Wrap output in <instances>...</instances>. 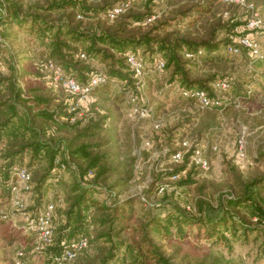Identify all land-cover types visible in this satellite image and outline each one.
<instances>
[{
    "label": "trees",
    "instance_id": "1",
    "mask_svg": "<svg viewBox=\"0 0 264 264\" xmlns=\"http://www.w3.org/2000/svg\"><path fill=\"white\" fill-rule=\"evenodd\" d=\"M197 1L192 11L200 15L208 12L210 3L212 6L216 0ZM128 2L131 6L124 13L114 18L108 16L117 5ZM136 2L46 0L25 11L17 0H1L0 27H6L9 20H16L40 39L45 45L47 59L61 67L64 77L88 84L93 75L104 74L106 83L93 90L115 85L132 105L140 102L145 83L143 78L135 76L128 62L131 52L142 59L144 70L145 57L151 61L153 71L169 70L168 89L177 90L182 102H195L193 96L184 95L186 90H204L209 96L216 97L215 83H226L234 92V79L219 76L196 79L190 74L188 65L196 60L195 57L204 55L214 60L221 54H249V49L238 42L245 36L235 31L239 23H227L228 34L224 40L218 41L216 31L219 27L213 24L211 37L191 39L170 30L172 21L154 13L152 0L145 2L146 11L134 9ZM186 14L187 11H183L178 18ZM260 47L259 56L248 55L250 62L256 63L263 58ZM230 48H237L238 52H231ZM92 60L102 63L105 72L94 70ZM159 60L164 61L163 69L157 67ZM20 74L24 75L16 70L14 76L0 77V142L3 144L0 194L11 197L15 171L19 168H26L31 173V190L28 192L33 193L34 203L25 207V215L41 213L39 198L43 199L49 188L57 187V183L64 193L62 205L54 206L51 243L35 253H31V249L18 251L17 258L24 264H59L63 252L81 237L88 239V246L65 264H175L163 253L152 234L169 239L175 234L185 235L196 226L210 240L228 246L232 239L248 240L255 234V240L263 239L264 253V175L246 182L238 193L225 198L215 216L200 213L196 217L181 207H174L165 215H153L151 208L145 216H139L133 197L119 200L114 194V188L126 187L133 178V171L128 170L126 176L118 177L110 185L109 180L117 173V167L106 147L108 141L101 135L105 121L96 118L83 124L66 101L50 97L38 87L33 91L21 88L17 82ZM249 92L234 94L249 98ZM132 97H137L136 101ZM179 164L182 165L171 167L165 173L171 178H179L192 166L181 181L183 184L192 182V168L198 166L191 162L190 154ZM64 173L70 174L69 181H63ZM106 191L109 197L101 198L100 194ZM198 205L201 210V202ZM6 218L11 220V215L5 212L2 219L7 221ZM21 225L24 226L18 227L19 238L34 241L36 232L26 231V223ZM15 238L10 236L8 240ZM2 261H8L5 255L0 256Z\"/></svg>",
    "mask_w": 264,
    "mask_h": 264
},
{
    "label": "rangeland",
    "instance_id": "2",
    "mask_svg": "<svg viewBox=\"0 0 264 264\" xmlns=\"http://www.w3.org/2000/svg\"><path fill=\"white\" fill-rule=\"evenodd\" d=\"M17 1L22 3L23 10L28 11L46 0ZM99 1L89 0L90 3ZM146 1L137 0L134 9L146 11ZM197 2L152 0L151 9L159 17L171 20L169 29L176 30L179 35L207 39L211 37L213 24L219 27L216 31L218 41L224 40L228 34L225 30L227 23L234 22L239 23L235 30L239 35H250L262 46L263 58L256 63L250 62L247 51V55L245 52L221 54L214 60L203 54L188 65L190 74L196 79L208 80L214 76L234 79V92L227 86L213 85L216 97L223 101L217 107L202 108L196 101L182 102L177 90L168 89L170 71H153L148 57H145L146 69L142 77L145 88L141 91L139 103L132 105L115 85L99 87L80 98L68 92L63 81L57 79L56 63L53 67L47 59L45 45L40 39L16 20H9L6 27H0V77L6 79L16 75V70L21 71L24 75L20 74L17 79L21 88L33 91L38 87L40 92L75 106V117L83 124L96 118L104 120L101 135L108 141L106 147L117 167V173L109 180L110 185L118 177L126 176L128 170L133 171V178L126 187L114 188V194L119 200L133 197L139 216H145L151 208L153 215H165L174 207L184 208L196 217L200 213L215 216L225 198L238 193L246 182L264 175V2L216 0L212 6L210 3L208 12L200 15L192 11ZM183 11L187 14L178 18ZM254 17L261 19L262 23L252 31L248 29V23ZM91 65L94 70L105 72L98 60H92ZM239 91L241 94L250 91L251 97L235 96ZM145 106L152 111L149 117L140 114L139 109ZM183 141L200 149L209 163L206 169L192 168V182L188 184L181 181L192 166L179 178H171L165 173L171 167L182 165L174 161L173 154L174 150L184 149ZM241 143L245 148L244 157L240 156ZM2 145L0 142V155ZM70 177L64 173L62 179L69 181ZM62 189L57 183V187L49 188L43 199L39 198L43 211L50 204L62 205ZM21 194L24 208L13 205L12 194L9 198L0 194V256L5 255L8 260L0 264H16L18 251H38L36 238L28 242L17 235L18 227L26 223L25 207L34 203L32 192L22 191ZM100 197L107 199L109 192L100 194ZM5 212L11 215V220L2 219ZM55 218L58 219L56 212ZM254 235L248 240L232 239L228 246L210 240L197 226L185 235L175 234L169 239L152 234L163 253L175 264H264L263 239L255 240ZM10 236L17 239L9 241Z\"/></svg>",
    "mask_w": 264,
    "mask_h": 264
},
{
    "label": "built area",
    "instance_id": "3",
    "mask_svg": "<svg viewBox=\"0 0 264 264\" xmlns=\"http://www.w3.org/2000/svg\"><path fill=\"white\" fill-rule=\"evenodd\" d=\"M226 1H243V0H226ZM131 3H122L117 5L114 9H112L108 16L110 18H114L117 15L124 13L129 7ZM261 19L258 17H254L248 23V29L254 30L258 29L261 26ZM238 42L249 49V53L252 57H257L260 55V46L258 42L251 37L250 35H246L240 37ZM231 51L237 52V48H230ZM85 56L84 54L82 55ZM128 62L131 65L132 70L137 78H142L144 74V64L141 58H139L135 53H128ZM164 61H158V69H163ZM53 66V63H52ZM57 79L63 81L66 89L74 95H79L80 98L86 97L90 92L93 91V88L99 86L101 84L106 83L107 77L104 74L97 73L93 75L88 84H81L73 77H64L61 67L55 65ZM220 87L225 88L226 83H219ZM185 96H193L198 105L202 108L209 107H217L223 104V101L220 97H211L204 90H186L184 91ZM137 97H132L133 101H136ZM72 110H76V107H72ZM138 110V109H136ZM140 114L142 116L149 117L151 115V109L148 107H142L139 109ZM74 119V118H73ZM183 150H179L173 154V159L177 163H183L185 161V157L187 154H190L191 162L195 163L198 167L208 168L209 163L203 157V154L200 149L193 148V145L188 141H183ZM240 156H245V148L241 143L240 147ZM15 177L17 181L12 185V203L14 206L18 208H24V199L22 196V191L28 192L31 190V173L26 168H19L15 171ZM176 177V176H175ZM53 211L54 205L50 204L44 211L37 214L36 216H32L31 214L25 215V229L26 231H35L36 232V249L40 250L47 244H50L52 241L53 235ZM88 246V239L86 237H81L77 241L71 243V245L63 252V254L59 257V264H65L76 258L78 253L85 249ZM17 264H24L20 259L17 260Z\"/></svg>",
    "mask_w": 264,
    "mask_h": 264
}]
</instances>
